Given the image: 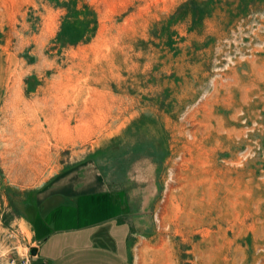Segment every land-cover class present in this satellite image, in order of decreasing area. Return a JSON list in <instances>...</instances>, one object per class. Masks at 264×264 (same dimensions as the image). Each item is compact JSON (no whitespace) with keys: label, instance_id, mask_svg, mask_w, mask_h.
I'll return each mask as SVG.
<instances>
[{"label":"rangeland","instance_id":"obj_1","mask_svg":"<svg viewBox=\"0 0 264 264\" xmlns=\"http://www.w3.org/2000/svg\"><path fill=\"white\" fill-rule=\"evenodd\" d=\"M67 174L141 264H264V0H0V262Z\"/></svg>","mask_w":264,"mask_h":264},{"label":"crops","instance_id":"obj_2","mask_svg":"<svg viewBox=\"0 0 264 264\" xmlns=\"http://www.w3.org/2000/svg\"><path fill=\"white\" fill-rule=\"evenodd\" d=\"M56 179L26 205L37 264H141L130 246L126 206L102 185ZM141 244L138 250H141Z\"/></svg>","mask_w":264,"mask_h":264},{"label":"water","instance_id":"obj_3","mask_svg":"<svg viewBox=\"0 0 264 264\" xmlns=\"http://www.w3.org/2000/svg\"><path fill=\"white\" fill-rule=\"evenodd\" d=\"M30 254H31L32 256H36V255L38 254V249H37V247H33V248H31V250H30Z\"/></svg>","mask_w":264,"mask_h":264},{"label":"built area","instance_id":"obj_4","mask_svg":"<svg viewBox=\"0 0 264 264\" xmlns=\"http://www.w3.org/2000/svg\"><path fill=\"white\" fill-rule=\"evenodd\" d=\"M0 264H3L2 262H0Z\"/></svg>","mask_w":264,"mask_h":264}]
</instances>
